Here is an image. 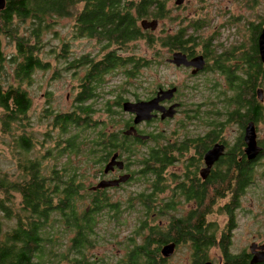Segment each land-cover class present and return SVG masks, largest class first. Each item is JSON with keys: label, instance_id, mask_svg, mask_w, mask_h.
<instances>
[{"label": "trees", "instance_id": "1", "mask_svg": "<svg viewBox=\"0 0 264 264\" xmlns=\"http://www.w3.org/2000/svg\"><path fill=\"white\" fill-rule=\"evenodd\" d=\"M170 4L171 0H4L0 9V63L6 60L2 40L7 39L14 43L15 53L8 59L14 64L13 76L17 82L28 78L37 68L49 67L47 62L36 55V51L41 34L51 26L56 17L70 19L75 36L94 39L100 48L93 55H84L69 62V66L73 68L85 65L84 76L78 84L79 88L74 94L71 108L62 112L50 111L59 131L64 132L68 127L80 129L90 124L88 128L95 127L90 137L78 140L76 136H72L58 142L61 138L53 140V135L47 129L41 134V140L36 141L37 137L33 132H25L26 116L30 108L26 90L19 87V84L3 85L0 82L1 134L10 132V135H13L14 130L18 131L13 140L17 148L24 152L36 143L42 148V154L37 157H27L23 154L21 158H17L15 179L0 171V215L7 220H14V226L7 230L2 228L0 221V264L87 263L85 250L94 244L97 233L95 227L99 223L97 214L104 208H113L118 204L107 203L109 199L104 188L87 192L88 188L81 178V172L74 167L76 165L71 166L68 156L70 153L77 154L82 151L86 162L90 161L96 165L105 162L108 156L117 152V156L125 161V166L139 165L136 172L138 178L144 179L151 187L148 173L161 178L162 169L172 159L171 152L186 149L184 139L175 141L178 143L176 146L169 140H162L161 144L149 147L146 152L141 153L137 145L145 144L148 139L156 140L157 134L150 132L148 137L142 140L123 134L122 131L132 123V118L126 120L124 129L119 132L107 130L105 126L100 127L99 122L92 120L94 109L88 102L98 95L97 89L104 84L105 75L122 67L126 78L136 77L140 69L151 61L145 56L129 52L123 55L129 43L143 40L146 46L164 48L167 55L177 49L192 55L197 51L196 46L200 45L198 51L209 57L213 67H217L225 75L227 87L232 89L230 105L233 109L230 111V118L238 122L241 128L248 120L257 122L261 119L263 105L255 93L264 79V62L260 61L255 44L258 27L253 26L250 35L252 42H248L247 46L242 43L217 52L209 41L199 43L200 38L195 32V26H191L189 32L181 25H177L173 32L144 29L140 26L142 19H156L157 24L163 21L171 11ZM19 27L27 30V34L24 32L19 35ZM238 49L240 51H237ZM237 53L239 54L235 56ZM135 94V100H138ZM118 98L119 95L112 105L105 104L104 108L109 116L122 110ZM45 112L49 111L45 108ZM109 119L110 117L102 118L101 122ZM152 121L154 119L146 121V124L149 125ZM158 133L161 135L162 132ZM191 140L195 139L188 142ZM213 140L211 134L202 137L198 143L201 152H205ZM263 142L264 139L261 144ZM243 144L242 140L238 139L230 148V158L226 159L230 167V230L234 226L232 210L236 206L238 195L249 183L254 160L264 158V153L261 152L254 159H247L242 154ZM198 146L194 150H200ZM64 155L65 161L59 163L46 159L51 157L57 160ZM215 175L219 180L225 177L223 174ZM156 182L160 185L153 188L159 192L162 190V181L158 179ZM218 186L219 194L229 187L227 183L221 182ZM84 197L89 200L84 207L78 209L77 205H80ZM135 199L139 202V211L143 216L139 215L136 220L132 236L128 239L131 243L126 246L127 250L121 263L163 264L167 257L161 256L160 247L168 241L181 243L187 240L190 241L192 250L190 262L201 264L205 255L204 251H201L203 243L200 240L209 242L210 239L204 234L201 239L197 236L200 233V222L172 217L169 231L161 230L160 224L153 222L152 215L156 214L153 209L158 205L161 213L165 209H172L173 206L164 202L154 204L155 195L152 190L148 192L146 187L137 193ZM225 207L228 209V205ZM64 227L66 231L63 230ZM67 231H72L73 235L65 238L64 249L60 251L62 238ZM140 234L141 241L135 243V236H141ZM250 256L251 254L245 251L223 254L226 264H247ZM253 264H264V260Z\"/></svg>", "mask_w": 264, "mask_h": 264}, {"label": "rangeland", "instance_id": "2", "mask_svg": "<svg viewBox=\"0 0 264 264\" xmlns=\"http://www.w3.org/2000/svg\"><path fill=\"white\" fill-rule=\"evenodd\" d=\"M174 1L171 0L169 5L171 7L169 15L156 24V31L163 29L166 32H173L177 25H181L186 27L189 32L190 22L200 20L201 27L198 26L195 29L200 38L199 43L209 41L217 52L223 48L239 46L242 43L247 46L248 42H252L250 35L253 26L258 25L264 19V0H184L179 5H175ZM71 25V20L66 17L55 18L51 26L41 34L36 51V55L42 61L47 62L49 67L46 69L37 68L28 78L19 82L13 76L14 64L8 59L15 53L14 43L7 39L2 40V50L6 60L0 63V82L3 85L7 83L19 84V87L26 90L30 99V108L26 116L25 132H33L38 142L41 140V134L47 129L53 135V140L57 137L61 138L57 140L58 142H63L72 136H76L78 140L90 137L95 129V127L88 128L90 126L88 124L80 129L68 127L64 129V132L59 131L55 127L53 113L50 112L51 110L62 112L71 108L74 94L79 88L78 84L84 76L85 65L73 68L69 66V62L78 60L84 55H93L100 48L94 39L75 36ZM24 32L27 34V30L23 27L17 28L19 35ZM131 43L125 47L126 51L123 55L128 52L142 55L151 60L150 63L142 67L139 74L132 78L125 77L122 67L107 73L104 77V84L97 89L98 95L88 102L94 109L92 120L99 122L100 127L105 126L107 130L122 131L126 120L131 116L120 108V112L109 116L105 111V104L112 105L118 95L120 104L123 100L133 101L135 93L138 96L137 99H148L154 95L157 88L165 89L174 85L178 86V92H175L174 99L181 103L177 113L162 122H153L149 125L142 123L137 126L141 134L147 135L150 132L157 134L156 140L148 139L145 144L137 145L139 152H146L149 147L161 144L162 140H169L173 146H176L178 143L175 141L177 140L180 141L185 137H188L189 140L208 134H211L213 138L222 139L227 148H231L237 143L243 130L238 122L230 118V111L233 109V106L230 105L232 89L227 87L225 75L217 67H213V63H209L201 74L188 78L185 70L177 69L165 62L168 55L164 48L146 46L143 40ZM196 50H200V45L196 46ZM257 88L262 90L263 111L260 121L254 124L257 136L261 138L264 137V79ZM45 108L49 112L44 113ZM105 117H110V119L102 123L101 120ZM158 132H162L161 135ZM17 133L18 131L15 130L13 135H10V132L7 134L0 132V171L13 179L17 173V158H21L23 154L27 157H37L42 154L40 144H35V142V145L27 152L17 148L13 140ZM188 140L185 142L187 143ZM187 147V151L183 154L172 155L175 152L171 153L172 159L167 172L179 173L181 171L184 166L183 159L193 151V148H190L188 144ZM68 156L71 166L76 165L74 167L79 173L81 172V178L88 188V193L93 191L90 187L101 178L108 179L117 177L121 173H131L129 180L127 179L117 186L104 188L109 199L107 203L118 204V206L109 208L104 205L107 208L97 214L99 223L95 227L97 233L94 244L85 250V258L88 260L86 264H123L121 261L125 256L126 246L131 243L128 239L132 236L131 233L138 216H143L139 211V202L135 197L145 187L150 192L151 187L144 182V179L138 178L139 175L136 172L139 165L137 164H128L129 166L124 167V172L120 170L117 173L104 175L105 173L102 171L104 162L96 165L90 161L86 162L82 151L77 154L70 153ZM65 158L66 155L57 160L51 157L46 159L59 163L65 161ZM136 158L137 156L134 157V159ZM254 162L249 183L238 195L236 206L232 210L234 226L230 230V252L234 254L242 251L249 252L248 246L251 242L264 243V158L254 160ZM134 170L136 171L134 172ZM149 176L151 178V174L148 173L147 177ZM166 194L168 192L155 193L154 204L163 202ZM227 198L229 197L227 196ZM88 200L89 198L84 197L83 201H80V205H77L78 209L84 207ZM222 202V200L218 201L217 207L209 217L218 231L225 229L227 217ZM157 206L153 209L156 212L154 216L152 215L153 222L159 223L161 230L166 231L165 226L169 225V217L183 216L189 205L182 202L181 205L165 209L161 213ZM117 217L118 220H116ZM0 221L5 230L14 226V220H7L1 215ZM63 230L66 231L65 227ZM72 235V231H67L65 237L63 236V245L60 246V251L64 249L65 238ZM135 237L137 238L135 243H137L141 241L142 235ZM191 253L190 241H182L174 247L172 254L166 258L163 264H193L190 262ZM205 257L215 259L214 249H211Z\"/></svg>", "mask_w": 264, "mask_h": 264}, {"label": "flooded vegetation", "instance_id": "3", "mask_svg": "<svg viewBox=\"0 0 264 264\" xmlns=\"http://www.w3.org/2000/svg\"><path fill=\"white\" fill-rule=\"evenodd\" d=\"M263 22H264V19H262L258 25H254V28H255V26L258 27L257 36L260 32V29L263 25ZM190 25L195 26V27L199 26V28H200L202 23L200 22V20H195L194 22H190ZM255 44H256V50L258 52L257 37H256ZM175 51H179V52L183 53L187 59H189L195 55H202L203 60H204L202 68L197 69L193 73L192 72L193 67L184 66L181 64L176 66L173 63L169 62L168 59L171 58L172 53ZM165 62L169 65L176 67L177 69L181 68V69L185 70L187 75H188L187 76L188 78L189 77H195V76L201 74L208 67L209 63H211L209 57H206L205 54L201 53L200 51H196L194 54L190 55L186 52H182L179 49L171 51L168 54V56L166 57ZM170 87H175V91L172 93V95L169 98H165L162 101H159V104L163 105L164 107H168L171 104L176 103L177 105L174 107V112H173L172 116L171 117H165V118L161 119L160 118V112H158L156 110H152L151 113L154 114V116H152L150 119H154V121H152L151 123L162 122L164 120L172 118L175 115V113H177V110L180 107L181 103L175 101L174 94L178 88H176V86H174V85H171V86L166 87V88H170ZM159 88H162V87H159ZM159 88H157V89H159ZM156 91H155V93H156ZM155 93L151 97H154ZM151 97H149V98H151ZM258 100L262 102V99L261 100L258 99ZM128 114L131 116V118L133 117V114H131V113H128ZM150 119H148V120H150ZM148 120H143L137 124H133L137 133H141V132H139L140 130H138L137 126L139 124H142V123L146 124V121H148ZM248 121H251L254 125V130H255V135H256V137H255L256 144H257V146L260 147V150L257 153V155L261 152L264 153V142L261 144L262 139H264V137L258 138L257 132H256V127L254 124L256 122H253L252 120H248ZM131 124H129V126ZM244 128H245V126L242 127L243 134L240 135V138H239L240 140H242L243 143H244V141H243ZM129 136H135V135L129 134ZM191 139H195V140H191L185 144H188V146H190V148H193V151L191 153H189L190 155L186 156L183 159L184 166L181 169V171L179 173L167 172V169L169 167L168 165L171 163V161H170L162 169L163 171H162V174L160 175L161 178L156 177V175H154V174L151 175L150 179L152 182V184H151L152 188H150V190H152V194H154V195H155V193H159V192H161V193L162 192H168V194H166L164 196V200H163L164 204H170L168 206L181 205L182 202H185L187 205H189L188 210L186 211V214H184L183 216L180 215V216H172V217H180L182 219H188L189 218L191 221L200 222V225H201L200 233L197 234V236L201 239L203 234H204L205 236H207L208 239H210L209 242L203 241L204 239L200 240V242L203 243V245L201 247L202 248L201 251L202 250L204 251L203 252L204 255H207V253L211 249H214V251H215V257H214L215 259H211V258L207 259V257H205L204 260H202L201 264H203L205 261H209L210 264H226V263H224L223 254L226 253V254L230 255V167L227 165V162H226V159L230 158V148H227L226 143L222 139L215 137L214 140L207 146L206 150L208 148H210L213 143L222 144L223 149H222V152L220 153V155L217 157V159L214 160L209 166L206 167V164H205L204 159H203L204 151L201 152V146H198V143L200 142L202 137H194ZM184 140L187 141L188 137H185ZM197 146H198V148H200V150H194V148H197ZM243 147H244V144L242 146V154L246 157V155L243 152ZM187 148L188 147H186V149H184L182 151H177L172 155L183 154L187 151ZM171 153H173V152H171ZM108 159L109 158H107L105 160L104 164L108 161ZM117 159H121V158H119L117 156ZM122 161H123L122 169H119L116 166H113V168L111 170H109L108 172H106L104 175L117 173L120 170H121V172H124L125 171L124 170L125 169L124 168L125 162H124V160H122ZM129 174L131 175V173H129ZM215 174H223V175H225V177H222L221 178L222 180H219L217 177H215L216 176ZM130 178H131V176L128 177V180ZM158 179L162 181V190L159 192L153 188L155 186L160 185V183L157 184V182H156ZM220 182L222 184L227 183L229 186L227 189L225 188L224 192H222L221 194H219V192H218V187H219L218 185ZM227 196L229 198H227ZM225 199H227V201H225ZM219 200L223 201L221 204L224 207L225 214L227 216L225 229L223 228L221 231H218L215 228L212 220L209 218L210 213H212L213 210L217 207ZM225 205H228V209L225 207ZM168 209H170V208H168ZM170 217L168 220L169 225L165 226L166 231H169V229H170L169 226H170V223H171L170 221L172 218V217L171 218ZM253 243H255V242H253ZM178 244L179 243L176 242L175 247ZM256 244L258 245V244H264V243H256ZM255 250H257V248H254V251ZM248 253L250 254V249H249ZM228 264H230V262Z\"/></svg>", "mask_w": 264, "mask_h": 264}, {"label": "water", "instance_id": "4", "mask_svg": "<svg viewBox=\"0 0 264 264\" xmlns=\"http://www.w3.org/2000/svg\"><path fill=\"white\" fill-rule=\"evenodd\" d=\"M183 0H175L174 3L176 5L182 3ZM4 5V0H0V9ZM157 24L156 19H142L140 20V26L144 29H155ZM257 49H258V55L260 61L264 62V22L260 29V32L257 36ZM169 62L173 63L174 65H184V66H190L193 67L192 72L194 73L197 69H201L204 63L202 55H195L189 59L185 57V55L179 51H175L172 53L171 58L168 59ZM175 91V87L170 88H159L157 89L155 96L151 97L149 99H138V100H124L121 103V108L124 112L133 114L132 117V124H137L140 121L148 120L154 114L151 113L152 110H156L160 112V118L165 117H171L174 112V107L177 105L171 104L168 107H164L163 105L159 104V101H162L165 98H169L172 93ZM256 95L258 99H262V90L260 88H257L255 90ZM123 134L129 135L134 134L139 139H145L148 137V135L137 133L136 129L133 125L128 126L122 131ZM255 130L254 125L251 121H248L244 128V147L243 152L246 155L247 159H253L257 153L260 150V147L257 146L256 140H255ZM223 145L220 143H213L210 148H208L204 154L203 159L206 164V167L209 166L214 160L217 159V157L222 152ZM117 152H114L110 155L108 161L104 164L102 171L104 173L108 172L113 168V166H116L119 169H122L123 167V161L121 159H117ZM130 176L129 173H121L117 177L114 178H101L95 185L91 187V189L96 188H105V187H111V186H117L119 183L124 182L128 179ZM175 247V243L173 241L164 243L159 251L162 257H168L172 254ZM250 249V258L247 264H253L256 262H261L264 260V244H256V243H250L248 246ZM254 248H257V250L254 251ZM203 264H210L209 261H205Z\"/></svg>", "mask_w": 264, "mask_h": 264}]
</instances>
